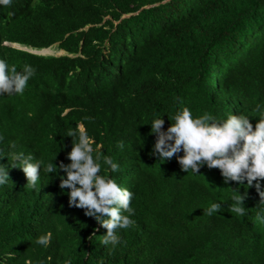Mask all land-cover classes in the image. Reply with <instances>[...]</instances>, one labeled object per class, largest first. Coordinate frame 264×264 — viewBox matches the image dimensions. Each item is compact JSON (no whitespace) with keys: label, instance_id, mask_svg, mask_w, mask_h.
I'll return each instance as SVG.
<instances>
[{"label":"trees","instance_id":"obj_1","mask_svg":"<svg viewBox=\"0 0 264 264\" xmlns=\"http://www.w3.org/2000/svg\"><path fill=\"white\" fill-rule=\"evenodd\" d=\"M0 59L37 70L23 95L0 96V156L22 151L45 164L70 163L67 132L82 124L93 147L120 165L104 168L135 194L136 222L119 231L114 249L103 245L107 230L68 206L69 190L59 187L65 173L42 169L39 190L26 189L24 172L5 157L11 180L0 185V264H264L255 187L225 184L207 166L184 172L175 157L159 161L149 135L155 116L170 126L180 101L194 116L258 122L264 0H12L0 5ZM237 188L247 192L243 216L230 212ZM211 203L222 207L209 216ZM47 233V247L35 243Z\"/></svg>","mask_w":264,"mask_h":264},{"label":"clouds","instance_id":"obj_2","mask_svg":"<svg viewBox=\"0 0 264 264\" xmlns=\"http://www.w3.org/2000/svg\"><path fill=\"white\" fill-rule=\"evenodd\" d=\"M11 3L12 0H0L3 6H10ZM5 43L38 54H51L46 50L52 49V46L34 49L17 42ZM61 51V54L65 52ZM36 71L30 64L26 63L18 70L15 64L0 59V96L23 95ZM180 105L175 115L168 117L171 124L166 130L163 117L153 118L149 135L155 136V143L150 155L159 161H169L175 157L181 170L187 173L200 174L204 166L210 170L219 169L225 184L235 181L242 185L246 181L248 188L254 186L260 197L259 204L264 205V112L253 125L244 114H228L226 119H219L208 112L194 116L190 108L183 106V101H180ZM67 137L72 138L71 151L67 153L70 163L61 161L59 165L51 162L45 164L43 159H36L22 151L0 156V160L7 157L11 167L24 172L26 189L39 190L42 169L47 174L65 173L59 176V187L69 190L68 206L83 209L85 216L94 218L105 228L107 232L102 236L101 243L111 245L114 249L122 242L119 231L136 223L131 219L135 215V209L131 206L135 194L121 187L115 178L107 174L104 165L111 172H118L120 165L111 156L104 155L101 146L93 147L95 142L87 135L82 124L78 123L75 129L70 128ZM3 139L0 136V142ZM10 147L15 149L16 143L10 142ZM117 147L123 149L124 142L118 141ZM10 180L8 165L0 163V185ZM246 198L247 192L242 195L238 188L233 189L230 212L245 215ZM221 207L220 203H211L204 214L211 216L219 212ZM255 220L264 223V215L258 212ZM50 237L51 233L40 235L35 243L47 247ZM65 264H71V260H66Z\"/></svg>","mask_w":264,"mask_h":264},{"label":"rangeland","instance_id":"obj_3","mask_svg":"<svg viewBox=\"0 0 264 264\" xmlns=\"http://www.w3.org/2000/svg\"><path fill=\"white\" fill-rule=\"evenodd\" d=\"M48 53H53V54H61L63 51H61V50H58V49H56V48H54V47H52V49L51 48H49V49H47L46 50Z\"/></svg>","mask_w":264,"mask_h":264}]
</instances>
